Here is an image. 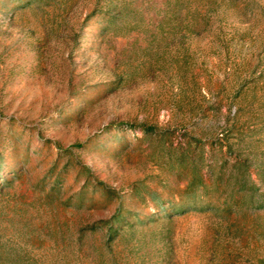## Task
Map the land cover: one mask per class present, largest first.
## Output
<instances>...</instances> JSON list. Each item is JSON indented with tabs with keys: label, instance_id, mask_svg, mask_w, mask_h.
<instances>
[{
	"label": "rangeland",
	"instance_id": "1",
	"mask_svg": "<svg viewBox=\"0 0 264 264\" xmlns=\"http://www.w3.org/2000/svg\"><path fill=\"white\" fill-rule=\"evenodd\" d=\"M0 264H264V0H0Z\"/></svg>",
	"mask_w": 264,
	"mask_h": 264
},
{
	"label": "trees",
	"instance_id": "2",
	"mask_svg": "<svg viewBox=\"0 0 264 264\" xmlns=\"http://www.w3.org/2000/svg\"><path fill=\"white\" fill-rule=\"evenodd\" d=\"M203 152H204V149L201 148L199 155L203 156ZM181 161H184V160L181 158L179 162L181 163ZM242 176H243L242 177V188H241L242 191H245L248 193H253V189H252V186L250 185V181H249L250 174L248 173V171L245 170L243 172ZM189 187L194 188L195 191H199V190L206 191L207 190L208 187L204 183V177L201 174L199 169L194 170L193 175H192V181H191ZM201 202H202L201 197L195 196L190 201H188L186 203H180L179 204L180 207L175 211L176 212L175 214L180 215V214L188 213L190 211H196V210L205 211V210L213 209L212 205H208V207H207L208 209L201 207V206H203V205H200V204H202ZM119 220H121V218H119Z\"/></svg>",
	"mask_w": 264,
	"mask_h": 264
}]
</instances>
